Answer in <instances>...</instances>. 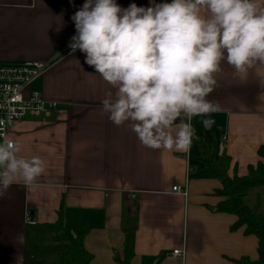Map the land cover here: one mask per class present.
Wrapping results in <instances>:
<instances>
[{"label": "crops", "instance_id": "obj_1", "mask_svg": "<svg viewBox=\"0 0 264 264\" xmlns=\"http://www.w3.org/2000/svg\"><path fill=\"white\" fill-rule=\"evenodd\" d=\"M116 2L122 8L149 7L156 0ZM84 3L0 0V64L49 63L31 89L58 103L51 115L28 114L9 131L21 145L20 155L39 156L46 171L37 186L17 183L0 198V264H26V253L38 262L47 259L52 254L47 247L59 234L73 245L83 243L92 255L89 264L257 260L259 237L247 234L246 224L233 229L238 215L218 209L227 199L220 193V178L195 175L202 165L197 139L189 152L152 150L127 125L117 127L108 119L102 101L115 90L85 63L83 53L69 51L76 34L71 17ZM217 80L208 97L220 105L211 114L212 128L204 129L206 117L191 123L217 155L230 157V178H251L250 167L264 162V77L252 70L241 80L225 62ZM176 185L187 188L188 195L173 191ZM243 202L249 219L260 221L264 183L251 187ZM60 211L63 222L57 228ZM37 235L51 241L41 246ZM179 248H185L184 258L172 256Z\"/></svg>", "mask_w": 264, "mask_h": 264}, {"label": "clouds", "instance_id": "obj_2", "mask_svg": "<svg viewBox=\"0 0 264 264\" xmlns=\"http://www.w3.org/2000/svg\"><path fill=\"white\" fill-rule=\"evenodd\" d=\"M69 48L115 92L102 109L117 127L127 125L152 150L189 152L194 117L205 130L220 105L208 99L222 63L241 80L264 77L262 0H171L122 8L116 0H85L71 17ZM13 140L0 143V198L12 185L37 186L46 171L39 156L26 158Z\"/></svg>", "mask_w": 264, "mask_h": 264}, {"label": "trees", "instance_id": "obj_3", "mask_svg": "<svg viewBox=\"0 0 264 264\" xmlns=\"http://www.w3.org/2000/svg\"><path fill=\"white\" fill-rule=\"evenodd\" d=\"M196 139L200 145V161L202 165L196 171L198 177H217L220 178L223 184V189L220 191L222 195L227 196V199L223 201L218 209L220 211H226L238 215L239 220L233 225V229L247 225L246 233L255 234L260 239L259 245V258L255 261H251L249 258L243 257L238 261L239 264H264V232L262 231V225H264V216L260 221H252L247 216V207L243 202V197L248 193L249 189L255 185L264 183V162H259L257 167H250L252 177H238L230 178L227 174V170L230 166L231 159L224 152L217 155V150L213 144L207 139ZM260 153L264 155V148L260 150ZM63 213L60 211L59 220L55 224L57 228L62 225ZM128 244H131L132 234H127ZM48 252L57 254L59 260L43 259L41 262L30 255L25 254L24 262L26 264H89L92 255L84 247L83 243L73 245L65 241L63 234L56 236V239L52 245L47 247Z\"/></svg>", "mask_w": 264, "mask_h": 264}, {"label": "built area", "instance_id": "obj_4", "mask_svg": "<svg viewBox=\"0 0 264 264\" xmlns=\"http://www.w3.org/2000/svg\"><path fill=\"white\" fill-rule=\"evenodd\" d=\"M69 51H72L69 48ZM49 63L43 61L23 64H0V143L12 140L9 131L14 123L28 114L49 116L58 103L44 98L40 91L32 90V82L41 76ZM14 141V140H13ZM188 169H190L188 167ZM188 195L187 188L176 185L172 189ZM185 248L174 249L172 256L184 258Z\"/></svg>", "mask_w": 264, "mask_h": 264}, {"label": "rangeland", "instance_id": "obj_5", "mask_svg": "<svg viewBox=\"0 0 264 264\" xmlns=\"http://www.w3.org/2000/svg\"><path fill=\"white\" fill-rule=\"evenodd\" d=\"M74 235V234H73ZM37 238H38V240H39V244L41 245V246H43L45 243H47L48 242V240H50L51 241V239H49V237H45V236H43V235H37ZM43 248V247H42ZM42 250V249H41ZM47 259H49V260H58V258H59V256L57 255V254H49L48 253V255H47V257H46Z\"/></svg>", "mask_w": 264, "mask_h": 264}, {"label": "water", "instance_id": "obj_6", "mask_svg": "<svg viewBox=\"0 0 264 264\" xmlns=\"http://www.w3.org/2000/svg\"><path fill=\"white\" fill-rule=\"evenodd\" d=\"M171 1V0H168ZM167 0H156V3H165ZM192 169H198V165H191ZM33 215V212H30ZM35 218L33 216L30 217V220L33 221Z\"/></svg>", "mask_w": 264, "mask_h": 264}]
</instances>
